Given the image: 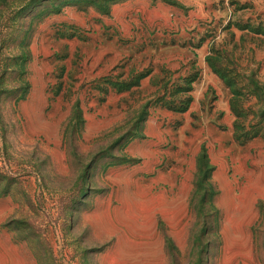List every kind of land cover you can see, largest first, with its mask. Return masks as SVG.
Instances as JSON below:
<instances>
[{"label": "rangeland", "instance_id": "obj_1", "mask_svg": "<svg viewBox=\"0 0 264 264\" xmlns=\"http://www.w3.org/2000/svg\"><path fill=\"white\" fill-rule=\"evenodd\" d=\"M0 264H264V0H0Z\"/></svg>", "mask_w": 264, "mask_h": 264}]
</instances>
